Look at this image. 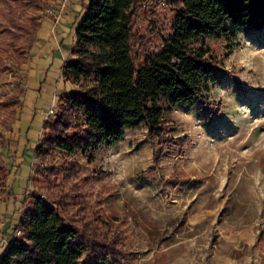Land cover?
Masks as SVG:
<instances>
[{
    "label": "trees",
    "instance_id": "obj_1",
    "mask_svg": "<svg viewBox=\"0 0 264 264\" xmlns=\"http://www.w3.org/2000/svg\"><path fill=\"white\" fill-rule=\"evenodd\" d=\"M1 2L8 10L0 21L7 40L0 44L3 69L6 54L41 27L37 15L26 13L48 0ZM139 3L91 0L77 25L62 68L72 89L59 96L43 124L0 264H117L128 258L127 236L106 218V196L94 185L98 174L90 165L97 151L146 124L148 140L163 155L172 141L165 123L171 109L200 103L214 114L206 95L223 67L204 37L234 39L238 29L264 28V0H168L166 9ZM8 165L0 152V171Z\"/></svg>",
    "mask_w": 264,
    "mask_h": 264
},
{
    "label": "rangeland",
    "instance_id": "obj_2",
    "mask_svg": "<svg viewBox=\"0 0 264 264\" xmlns=\"http://www.w3.org/2000/svg\"><path fill=\"white\" fill-rule=\"evenodd\" d=\"M46 9L26 15L42 20ZM7 13L0 0V21ZM36 34L0 69V152L15 163L12 126ZM203 41L223 67L206 95L214 114L200 103L175 107L165 115L172 141L163 155L142 124L100 148L90 165L106 196L104 214L133 251L117 264H264V28ZM9 170L0 171L1 205L12 195Z\"/></svg>",
    "mask_w": 264,
    "mask_h": 264
},
{
    "label": "crops",
    "instance_id": "obj_3",
    "mask_svg": "<svg viewBox=\"0 0 264 264\" xmlns=\"http://www.w3.org/2000/svg\"><path fill=\"white\" fill-rule=\"evenodd\" d=\"M90 1L48 0L47 15L42 18L37 40L29 50L27 83L25 78L22 103L12 126L16 141L14 156L18 157V162H14V157L6 156L15 178L12 180L14 185L10 186L12 195L0 204V218L3 220L0 221V257L11 240L13 227L20 216L21 201L33 172V149L42 136L43 124L55 110L59 96L71 90L72 86L64 78L62 68L75 44L77 25ZM23 66L25 70L22 69V72L26 75V61Z\"/></svg>",
    "mask_w": 264,
    "mask_h": 264
},
{
    "label": "built area",
    "instance_id": "obj_4",
    "mask_svg": "<svg viewBox=\"0 0 264 264\" xmlns=\"http://www.w3.org/2000/svg\"><path fill=\"white\" fill-rule=\"evenodd\" d=\"M142 6L150 8L151 6H156L160 9H166L168 7V0H140ZM2 198L0 197V200Z\"/></svg>",
    "mask_w": 264,
    "mask_h": 264
}]
</instances>
